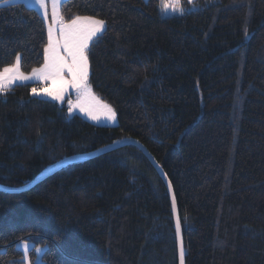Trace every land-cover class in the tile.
I'll return each instance as SVG.
<instances>
[{
	"label": "trees",
	"instance_id": "obj_1",
	"mask_svg": "<svg viewBox=\"0 0 264 264\" xmlns=\"http://www.w3.org/2000/svg\"><path fill=\"white\" fill-rule=\"evenodd\" d=\"M10 1L0 0V72L19 55L29 74L44 64L47 25ZM161 4L62 3L65 24H106L87 50L88 84L118 125L70 117L34 95L40 85L6 89L0 186L25 188L68 158L135 140L171 182L185 264H264V0H196L198 10L170 18ZM0 264H180L167 187L131 145L28 191L0 190Z\"/></svg>",
	"mask_w": 264,
	"mask_h": 264
},
{
	"label": "snow or ice",
	"instance_id": "obj_2",
	"mask_svg": "<svg viewBox=\"0 0 264 264\" xmlns=\"http://www.w3.org/2000/svg\"><path fill=\"white\" fill-rule=\"evenodd\" d=\"M59 0H53V8H56ZM180 0H174L175 4H179ZM190 3L193 0H189ZM35 3L44 11L45 17H47V4L46 0H35ZM167 7L168 5L163 4ZM182 11V9H181ZM56 13H53V19L55 20ZM60 36L61 39H54L52 34V28L49 27V40L48 46L45 48L44 64L40 68H34L32 75L42 80L59 81L62 83V87L55 92H46V95L51 96L55 100H62L63 93L67 88L73 87L78 92L85 94L90 93V86L87 83L88 80V55L87 50L89 47V41L101 33L105 29V22L103 20L76 17L71 23L65 24L60 19ZM247 34V33H246ZM61 49L66 55L61 54ZM21 57L17 55L16 61L12 66L5 67L3 72H0V93H3L5 89V81L11 83L13 80H28L31 77L24 75L20 71ZM65 75L70 76V80H65ZM33 93H37L35 88L32 89ZM108 112V118L110 120L116 119L115 111L105 105ZM71 111V107L69 108ZM91 115V111H89ZM95 119V116L92 117ZM181 225L179 220L176 224L177 234L179 235ZM22 247L25 250V256L30 252L28 241H22ZM36 252H41V248L35 249ZM183 257V251H181V258Z\"/></svg>",
	"mask_w": 264,
	"mask_h": 264
},
{
	"label": "crops",
	"instance_id": "obj_3",
	"mask_svg": "<svg viewBox=\"0 0 264 264\" xmlns=\"http://www.w3.org/2000/svg\"><path fill=\"white\" fill-rule=\"evenodd\" d=\"M64 1L65 0H59L56 8H53V0H46L47 13H48L47 17H45L44 11L39 7V5L35 3V0H12L9 3H22L29 8L35 9L46 22L47 29H48V40H49V27L52 28V34H53L54 39L62 40V37L60 36V28H61L60 12H61V5ZM54 12L56 13V17H57L55 20L53 19ZM84 18H87V17H82L81 19H84ZM91 19H94V18H91ZM105 30H106V24H105L104 31H102L101 33H97V35L94 36L89 41V47L91 46L92 42L96 38H98L105 32ZM61 54L66 55V53H64L62 49H61ZM20 71H21V66H20ZM24 75L30 76L31 78L28 80L16 79V80H13L11 83H8L7 81H5V89H10L17 85H40V87L36 89L37 93L39 94L34 93V95L36 97L55 102L59 104L60 106L67 105L69 108L71 107L70 115H79L83 119L87 120L88 122L98 125V126L116 127L118 125L117 115H116L115 120H110L108 118L107 109L104 107L106 104L98 98V96L92 91L91 88H90L91 90L90 93L85 94L82 92H78L75 88L69 86L67 90L63 93V99L55 100L51 96L46 95L45 93L49 91L55 92L56 90L61 88L63 86L61 82L59 81L54 82L51 79L49 80L39 79L36 76H33L32 72L29 74H24ZM88 75H89V62H88ZM70 79H71L70 76L65 75V80H70ZM87 83H88V80H87ZM89 111H91V115L89 114ZM93 116H95V119L92 118Z\"/></svg>",
	"mask_w": 264,
	"mask_h": 264
},
{
	"label": "water",
	"instance_id": "obj_4",
	"mask_svg": "<svg viewBox=\"0 0 264 264\" xmlns=\"http://www.w3.org/2000/svg\"><path fill=\"white\" fill-rule=\"evenodd\" d=\"M131 145L139 147L144 152V154L147 156V158L151 162L152 166L155 168V170L158 172V174L161 177V179L164 181V183H165V185L167 187V190H168V192L170 194V198H171V202H172L175 226H176L178 220H179V223L181 225L180 217H179V213H178V208H177V202H176V198H175V194H174L171 182L169 181V179H168L167 175L165 174L164 170L162 169V167L148 153V151L140 143H138L135 140H124V141L118 142V143H116L114 145H111L109 147H106V148H104V149H102V150H100V151H98V152H96L94 154L68 158V159L60 162L52 170H50L49 172H47L44 175L40 176L33 183H31L29 186H27L25 188H22V189H9V188H5V187L0 186V190L8 192V193H21V192H24V191H28L31 188H33L34 186H36L37 184L43 182L47 178H49L52 175L56 174L61 169H63L64 167H66L67 165H69L71 163L78 162V161H83V160H87V159H91V158H94V157H97V156H100V155H104V154L113 152L115 150H118V149L126 147V146H131ZM178 241H179L180 264H185V252H184V242H183L182 227H181L180 233L178 235ZM181 251H183V257L182 258H181Z\"/></svg>",
	"mask_w": 264,
	"mask_h": 264
},
{
	"label": "rangeland",
	"instance_id": "obj_5",
	"mask_svg": "<svg viewBox=\"0 0 264 264\" xmlns=\"http://www.w3.org/2000/svg\"><path fill=\"white\" fill-rule=\"evenodd\" d=\"M196 0H193L192 3L189 2V0H181L179 4H175L174 0H163V4L168 5L167 7L162 6L161 4V16L164 18H170V17H179L187 12L196 11L199 9V6L195 4ZM182 9V11H181ZM107 105V104H106ZM109 106V105H108ZM110 107V106H109ZM72 115H70L71 117ZM38 248H41V252H37L39 260L41 259L42 254L44 253L46 247L40 246ZM40 262V261H39Z\"/></svg>",
	"mask_w": 264,
	"mask_h": 264
}]
</instances>
